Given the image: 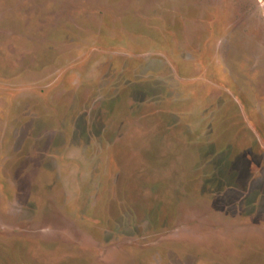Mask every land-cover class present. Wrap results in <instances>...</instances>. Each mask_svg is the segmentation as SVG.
<instances>
[{"label": "rangeland", "instance_id": "374dc122", "mask_svg": "<svg viewBox=\"0 0 264 264\" xmlns=\"http://www.w3.org/2000/svg\"><path fill=\"white\" fill-rule=\"evenodd\" d=\"M0 264H264V0H0Z\"/></svg>", "mask_w": 264, "mask_h": 264}]
</instances>
